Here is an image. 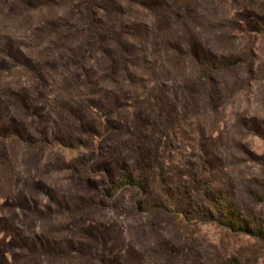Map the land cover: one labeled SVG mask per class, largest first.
Returning <instances> with one entry per match:
<instances>
[{"label":"rangeland","instance_id":"1","mask_svg":"<svg viewBox=\"0 0 264 264\" xmlns=\"http://www.w3.org/2000/svg\"><path fill=\"white\" fill-rule=\"evenodd\" d=\"M206 189L264 233V0H0V264H264Z\"/></svg>","mask_w":264,"mask_h":264},{"label":"trees","instance_id":"2","mask_svg":"<svg viewBox=\"0 0 264 264\" xmlns=\"http://www.w3.org/2000/svg\"><path fill=\"white\" fill-rule=\"evenodd\" d=\"M242 59L236 57H228L224 58L219 62V70H231L236 66L242 63ZM129 186L133 190H141V177L139 175H134L133 173L126 172L122 175V180L118 182L117 189ZM204 197L206 200L214 205L217 211V215L210 217L208 220H205L206 223H216L219 226L229 230L232 234H242L246 236H250L256 239L258 242L262 243L264 246V233L263 231L257 227L251 226L249 221H242L235 215H228L223 208L221 207V203L218 197L209 189H206L204 192ZM233 216V217H232Z\"/></svg>","mask_w":264,"mask_h":264}]
</instances>
